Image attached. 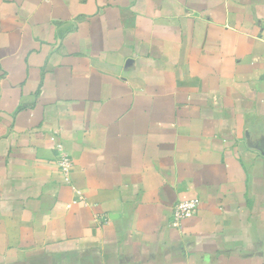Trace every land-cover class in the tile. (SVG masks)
<instances>
[{"label":"crops","instance_id":"0c3cea01","mask_svg":"<svg viewBox=\"0 0 264 264\" xmlns=\"http://www.w3.org/2000/svg\"><path fill=\"white\" fill-rule=\"evenodd\" d=\"M0 264H264V0H0Z\"/></svg>","mask_w":264,"mask_h":264},{"label":"built area","instance_id":"2783aa9c","mask_svg":"<svg viewBox=\"0 0 264 264\" xmlns=\"http://www.w3.org/2000/svg\"><path fill=\"white\" fill-rule=\"evenodd\" d=\"M57 165L64 180L70 183V173L72 169V160L70 156L62 149H57ZM200 203L196 199L179 201L173 208L171 216V225L173 227H181L183 221L195 216L199 210Z\"/></svg>","mask_w":264,"mask_h":264}]
</instances>
